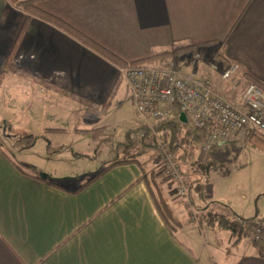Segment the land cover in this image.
<instances>
[{
    "label": "crops",
    "instance_id": "crops-1",
    "mask_svg": "<svg viewBox=\"0 0 264 264\" xmlns=\"http://www.w3.org/2000/svg\"><path fill=\"white\" fill-rule=\"evenodd\" d=\"M37 6L122 63L173 45L201 46L202 58L214 62L215 47L207 43H217L220 53L238 65L241 78L247 73L264 85V0H43ZM24 19L25 13L9 0H0V74ZM12 63L100 105L118 80L119 87L107 110L100 111L23 77L43 93L31 94L26 104L27 135L36 137L34 144L18 148L14 143L20 137L11 141L16 157L0 143V264H215L207 252L209 240L200 231L202 241L195 234L198 226L190 221L184 203L171 194L174 185H165L158 177L156 165L141 162L142 170L135 164L115 166L74 192L90 177L82 181L80 173H48L56 184L52 185L32 177L33 172L44 174L43 168L20 159L22 151L31 152L39 140L45 145L42 159L65 152L73 158H92L74 147L90 145L94 153L102 141L111 144L115 156L124 133L142 123L134 125L129 116L124 118L125 110L133 106L129 93H120L119 64L35 16L18 42ZM235 95L230 93L228 99L238 105L241 94ZM247 137L240 133L231 141L240 147ZM150 173L177 227L166 222L157 208L156 190L145 182ZM203 189L207 191L206 186ZM213 231H209V244L217 240ZM250 240L253 250L234 264H264Z\"/></svg>",
    "mask_w": 264,
    "mask_h": 264
},
{
    "label": "rangeland",
    "instance_id": "rangeland-1",
    "mask_svg": "<svg viewBox=\"0 0 264 264\" xmlns=\"http://www.w3.org/2000/svg\"><path fill=\"white\" fill-rule=\"evenodd\" d=\"M191 57L192 55L178 60L181 73L187 77H209L217 81L224 73H222L219 65L210 61L208 57L199 59V62L193 65L190 64ZM245 84L246 82L241 78L239 72H237L236 74L233 73L226 80H220L218 82V89L220 93L230 99V93L232 95L236 94L235 96L242 94ZM39 89L41 88L29 79L13 75L9 72L6 73L4 81L0 83V143H2L6 151L16 157L15 151L9 145L14 139L21 138L29 133L26 104L31 94L43 93L41 92L42 89ZM120 93H129L124 81L121 84ZM133 109L129 107V112L125 110L124 118L129 116L128 118H131L132 124L135 125L140 123L141 119ZM108 118L111 120L112 116L109 114ZM158 121L161 120L148 119V124L154 125ZM134 142L145 150L142 162L150 163L153 166L156 165V168L154 166V171L165 182V185H174L175 188L171 191V194L178 196V201L184 203L190 221L198 227L201 226L198 220L199 211H204L214 202L226 205L229 208L231 218H233L232 216L246 219L255 218L257 221L264 223V152L252 148L247 142L241 143L239 154L234 160L225 165V168L228 170L226 175L211 172L208 177L201 178L204 187H207V191L204 193L208 201L198 202L195 200V197L193 198L194 201H191L193 199L189 196L190 191L187 196L178 195L179 184L174 180H170L159 167V158L152 140H146L140 145L137 141ZM200 146L201 142L195 149L183 145V154L185 156L190 155V158H183L182 162H180L181 165L174 156L175 162H177L179 167L182 183L188 190L190 187L189 183L202 175L198 164L200 161L206 160L208 154V152H201ZM78 148H82L84 152L93 155V157L73 158L70 152H65V154L60 156L42 159L41 153H43L42 150L45 149V145L39 140L37 145L34 146V150H30L31 152L23 150L20 159L29 162L32 166L43 168L44 174L49 173L53 176L54 174L67 172V174L80 173L82 179H79L85 181L96 169L100 168L114 156V154L111 155V144L107 141H102L99 147L95 148L94 153L93 149H90V145L74 147L75 150H78ZM191 151L194 153L192 157V154H189ZM25 167L31 170V172L33 171L28 165H25ZM198 227H195V234L202 241L199 237L200 231L204 234L205 239L209 240L207 242L209 245L207 252L210 260L215 264H234L240 256L248 254L250 250H253L250 240V238L252 239L251 232L248 228L243 227L244 231L250 232V238L241 236V241L237 244L234 243V237L231 232L226 230L218 231L219 228H215L213 235L217 237V240L214 241L215 244H209V231L212 229L210 230L206 224L201 226L200 230ZM216 233H219L218 236Z\"/></svg>",
    "mask_w": 264,
    "mask_h": 264
},
{
    "label": "trees",
    "instance_id": "trees-1",
    "mask_svg": "<svg viewBox=\"0 0 264 264\" xmlns=\"http://www.w3.org/2000/svg\"><path fill=\"white\" fill-rule=\"evenodd\" d=\"M40 1L43 0H29V1L9 0V2L15 8L25 13V19L22 24L18 39L3 66V70L0 74V82L4 78L5 72H9L22 77H27L30 78L36 84H39L44 88L55 89L65 97L71 98L72 100H74L79 104L100 111L107 110L118 90L119 80L113 84V87L111 88L109 94L107 95V98L105 99L104 103L100 105L97 102H94L90 99H87L77 94L76 92L63 88L55 83L46 81L45 79L39 78L13 65L12 63L13 54L17 48L21 36L27 29L32 16L38 17L42 20H45L57 26L62 31L76 38L81 43L91 47L92 49H94L95 51H97L99 54L109 59L110 61L119 64L121 67L128 65L140 66V65L159 64L167 61L172 54H174L177 58H181L182 56L189 54L191 55L199 54L200 58H202V52L200 51L201 46L173 45L172 48L167 50H163L159 52H151V54L146 58L138 59L129 63H122L105 48L98 45L97 43L87 38L83 34L79 33L78 31H76L74 28L69 26L67 23L62 21L57 16H54L50 13L41 10L37 6V3ZM207 44L215 47V51L211 56V60L220 64L223 69L228 68L231 63L220 53L221 44H217V43H207ZM242 78L245 79L244 81L247 84H254L258 86L262 91H264V85L261 82H259L257 79L250 77L247 73H243ZM180 114L181 111L179 109V105L177 103H174L168 106L167 117L161 121L156 122L153 125V127L155 132L159 133L162 137L166 139L168 144V149L174 154L178 163L181 165L180 162H182L183 158H190V155L185 156L183 154L184 152H182V146L186 145L187 147H191L195 149L197 146H199L202 138L204 137L206 128L199 130L192 128L188 120L186 122H182L180 120ZM142 129L143 127L138 126L136 128L127 130L123 136L122 141L117 144V154L111 160L105 162L100 168H98L95 172H93L90 178L87 180V182H85L79 189L75 190L74 192L82 189L84 186L91 183L92 181H94L95 179H97L98 177H100L101 175H103L104 173H106L115 166H119L123 164H135L141 167L142 170L141 159L144 156L145 150L142 149V147H139L134 142V140L129 138V135L132 132H138ZM145 137L146 140L148 141L152 140L148 132ZM35 140L36 137L34 135H27L17 139L14 145L17 146L18 148H28L34 144ZM246 141L252 148L264 152V143L260 138V136L256 134L249 135ZM240 150L241 148L231 140L225 141L222 146L214 145L208 151L206 160L200 161L198 164V167L200 168V172L202 173V175L198 177L196 180L189 183L190 198L193 199L195 197V200H197L198 202H204L205 201V193L203 189L204 183L201 182V178L208 177L211 172H218L222 175H226L228 173V170L225 168V165L228 162L234 160L236 156L239 154ZM189 154H192L191 155L192 157L194 153L191 151ZM13 164L19 171L23 172L19 163L13 162ZM32 177L42 182L56 185L54 180L50 178H42L38 175V173L33 172ZM147 178L145 177V182L149 185V187L151 183L154 189L156 190L155 202L161 215L163 216L165 221L168 222L173 228L177 227L178 224L177 220L173 216V213L169 205L167 204L166 199L159 192L158 190L159 187L156 181L154 180L153 173H150ZM191 201H194V199ZM198 220L201 226H204L206 224L209 227V229L219 228V230H226L231 232L234 237L235 244L240 242L241 236L250 237V232L246 230L244 231L243 224L250 226L252 224L258 223L256 225H259L260 233L257 239L252 240V245L256 251V254L260 258H264V225H262L261 221H257L255 218L245 219V218L237 217L233 219L230 217L229 208L226 205H223L218 202L212 203L211 206H208L204 211H199Z\"/></svg>",
    "mask_w": 264,
    "mask_h": 264
},
{
    "label": "built area",
    "instance_id": "built-area-1",
    "mask_svg": "<svg viewBox=\"0 0 264 264\" xmlns=\"http://www.w3.org/2000/svg\"><path fill=\"white\" fill-rule=\"evenodd\" d=\"M199 59V54H194L190 64L198 63ZM178 63L173 55L165 63L128 65L119 67L118 71L143 127L138 132H132L129 138L140 145L146 141L148 132L159 158V167L170 180L179 184L178 195L187 196L189 190L182 183L174 154L168 149L166 139L155 132L153 124H148V119H165L168 106L177 103L192 128H206L200 146V151L205 153L214 145L221 146L240 133L247 136L256 134L264 142V92L254 84H247L242 91L240 104L236 105L220 93L218 82L236 74L237 64H230L222 71V76L214 81L209 77H187L181 73ZM256 224L243 225L251 232L252 240L257 239L260 233Z\"/></svg>",
    "mask_w": 264,
    "mask_h": 264
},
{
    "label": "water",
    "instance_id": "water-1",
    "mask_svg": "<svg viewBox=\"0 0 264 264\" xmlns=\"http://www.w3.org/2000/svg\"><path fill=\"white\" fill-rule=\"evenodd\" d=\"M180 120H181L182 122H186V121H187V118H186V116H185L184 113H181V114H180ZM39 176L42 177V178H48V175L43 174V173H39Z\"/></svg>",
    "mask_w": 264,
    "mask_h": 264
}]
</instances>
